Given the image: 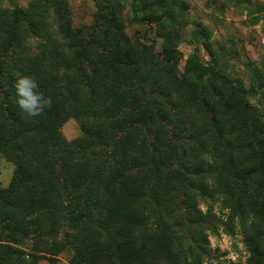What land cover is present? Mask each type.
<instances>
[{"label": "trees", "instance_id": "1", "mask_svg": "<svg viewBox=\"0 0 264 264\" xmlns=\"http://www.w3.org/2000/svg\"><path fill=\"white\" fill-rule=\"evenodd\" d=\"M96 1L89 28L72 27L65 0L50 2L53 30L37 1L0 23V153L16 166L0 201L5 240H21L27 217L53 230L63 210L72 226L89 225L73 237L78 262L190 264L191 250L207 253L214 220L198 208L203 197L253 201L264 221V122L215 62L190 59L180 72L168 0L131 1L133 21L156 30L161 51L127 35L119 5ZM17 73L51 98L41 116L16 107ZM71 118L81 135L67 142L60 128ZM244 243L264 258L263 230H246ZM20 254L6 247L0 264Z\"/></svg>", "mask_w": 264, "mask_h": 264}, {"label": "rangeland", "instance_id": "2", "mask_svg": "<svg viewBox=\"0 0 264 264\" xmlns=\"http://www.w3.org/2000/svg\"><path fill=\"white\" fill-rule=\"evenodd\" d=\"M36 1L39 10L46 16L50 30L55 29L57 19L50 8L51 0H0V23H5V19L6 22H12L16 8H27ZM65 1L73 28H89L93 25L98 12L96 0ZM112 1L120 7L127 35L144 44L153 43L156 51H161L164 41L158 37L156 30L133 21L132 0ZM168 1L174 17L173 26L178 33L176 45L182 54L180 72L185 71L190 59L200 67H209L215 62V68L221 75L239 82L246 90L248 103L264 122V0ZM60 133L67 142L77 139L81 135L79 121L69 119L61 126ZM15 167L0 153V201L2 193L11 186ZM256 207V203H248V200L247 205L232 206L231 198L219 190L212 196L200 199L198 208L203 213L212 214L214 220L204 228L208 240L207 253L191 250L188 253L191 255L189 263L264 264V258L253 254L244 243L246 230L264 231L263 219L254 214ZM2 219L5 216L0 213V252H4L6 247L19 251L18 264L101 263V260L78 262L73 237L89 233V225L72 226L63 210L58 214L53 230L50 221L45 220L42 231L38 232L36 221L27 217L29 224L22 225L23 231H16L21 233V240L17 238L20 240L17 243L6 242L5 237L12 230ZM185 245L190 246L188 242Z\"/></svg>", "mask_w": 264, "mask_h": 264}, {"label": "clouds", "instance_id": "3", "mask_svg": "<svg viewBox=\"0 0 264 264\" xmlns=\"http://www.w3.org/2000/svg\"><path fill=\"white\" fill-rule=\"evenodd\" d=\"M13 89L16 107L30 118L41 116L46 109L52 106L51 98L41 93L37 82L29 76L17 73Z\"/></svg>", "mask_w": 264, "mask_h": 264}]
</instances>
